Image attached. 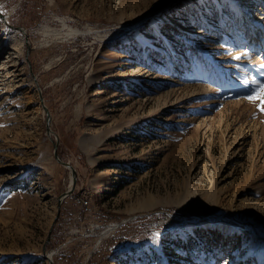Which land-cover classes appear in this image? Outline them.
Returning <instances> with one entry per match:
<instances>
[{
	"label": "rangeland",
	"instance_id": "374dc122",
	"mask_svg": "<svg viewBox=\"0 0 264 264\" xmlns=\"http://www.w3.org/2000/svg\"><path fill=\"white\" fill-rule=\"evenodd\" d=\"M247 1L0 0V264H264Z\"/></svg>",
	"mask_w": 264,
	"mask_h": 264
},
{
	"label": "water",
	"instance_id": "95a60500",
	"mask_svg": "<svg viewBox=\"0 0 264 264\" xmlns=\"http://www.w3.org/2000/svg\"><path fill=\"white\" fill-rule=\"evenodd\" d=\"M33 80L37 86V80L33 77ZM38 90V99H39V102H40V105L43 109V113H44V116H45V132L46 134L48 135V137L51 139V135L54 136V140H52V145H53V156H54V159L60 164L62 165L65 169H68L69 172H70V181L68 183V186H67V189L62 192L58 197H57V212H56V215L54 217V220H53V223H52V226L54 225L58 215H59V207L60 205L62 204V202L64 201V199L66 197H68L69 195H71L73 189H74V185H75V180H76V172H75V169L70 165L69 162L67 161H63L62 159H60L58 153H57V147H58V140H57V137L56 135L54 134V132L52 131L51 127H50V114L48 112V109L47 107L45 106L44 102H43V97H42V94H41V91L39 88H37ZM51 226V228H52ZM51 231V229H50ZM49 236H50V232H49V235L47 237V240L46 242L49 241ZM43 257L48 261V264H54L53 263V260L48 258V253L47 251L45 250V246H43Z\"/></svg>",
	"mask_w": 264,
	"mask_h": 264
},
{
	"label": "bare ground",
	"instance_id": "6f19581e",
	"mask_svg": "<svg viewBox=\"0 0 264 264\" xmlns=\"http://www.w3.org/2000/svg\"><path fill=\"white\" fill-rule=\"evenodd\" d=\"M252 1L255 2L254 0H248L247 4H246L247 9L246 8L245 9H241L240 12H241V15L244 17V19L247 21V26H248L247 30H248L249 37L253 36V37L259 38V40L261 42V46H262L263 45L262 43H264V26H263L262 22H260V23L252 22L251 21L252 19L249 18V15H248V9H249ZM255 3H257V2H255ZM252 8H251V10H252ZM6 18L8 20V17H6ZM0 25L3 26L4 23L0 21ZM73 33H76V32H73ZM20 45H21V42L19 44L14 42V43H8L7 47L9 48V50H14V48L19 49ZM51 136H53V135H51ZM79 143H80V147L82 149L87 150L86 145H85V137H82ZM68 179H69V177H68ZM113 228H115V227H113V225L109 226L107 228V232L108 233L112 232ZM105 233H106V230H105ZM47 253H48V258L53 259V256L55 255V252L47 251Z\"/></svg>",
	"mask_w": 264,
	"mask_h": 264
},
{
	"label": "snow or ice",
	"instance_id": "6c2138e0",
	"mask_svg": "<svg viewBox=\"0 0 264 264\" xmlns=\"http://www.w3.org/2000/svg\"><path fill=\"white\" fill-rule=\"evenodd\" d=\"M0 8H2V6H0ZM159 27H160V22L158 21L156 26H155V28L153 29V31L159 29ZM234 59L239 60L240 57H235ZM260 68L264 69V64H261ZM244 83H248V81H244ZM261 97H264V82L259 83L258 91L255 94H253V95H247L246 99L251 101V100L261 99ZM261 110L264 111V108H261ZM160 235H161V233H158V232H154L153 233V237L156 238V239H159Z\"/></svg>",
	"mask_w": 264,
	"mask_h": 264
},
{
	"label": "trees",
	"instance_id": "16d2710c",
	"mask_svg": "<svg viewBox=\"0 0 264 264\" xmlns=\"http://www.w3.org/2000/svg\"><path fill=\"white\" fill-rule=\"evenodd\" d=\"M141 221H143L142 222V224L144 225V227H143V231L145 232L143 235H147L148 234V226H145L146 225V223H145V219H144V216L143 217H137L136 219H134L133 220V225L134 224H136V223H138V222H141ZM132 236V235H131ZM144 238V236L142 237V239ZM141 247H145V245H147V242H141ZM134 249V248H133ZM132 249V250H133ZM135 251V250H134Z\"/></svg>",
	"mask_w": 264,
	"mask_h": 264
},
{
	"label": "built area",
	"instance_id": "2783aa9c",
	"mask_svg": "<svg viewBox=\"0 0 264 264\" xmlns=\"http://www.w3.org/2000/svg\"><path fill=\"white\" fill-rule=\"evenodd\" d=\"M116 227V226H115Z\"/></svg>",
	"mask_w": 264,
	"mask_h": 264
}]
</instances>
